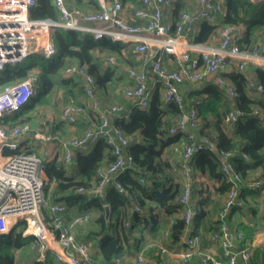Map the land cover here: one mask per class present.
Here are the masks:
<instances>
[{"label":"built area","instance_id":"obj_1","mask_svg":"<svg viewBox=\"0 0 264 264\" xmlns=\"http://www.w3.org/2000/svg\"><path fill=\"white\" fill-rule=\"evenodd\" d=\"M53 2L58 10L56 19H33L30 18L29 11L36 0H0V69L6 64L22 62L31 53L50 57L55 52L51 35L54 27L87 33L94 39L109 37L114 41L134 43L133 52L138 65L126 67L131 84L123 89V95L132 105L148 106L151 90L145 66L149 65L163 88L164 100L173 101L180 108V114L174 118L168 132L171 135L182 134L175 148L179 150L181 158L174 168L182 179V188L174 201L182 206L180 215L184 220L183 229L192 222L196 212L191 203V193L198 180L194 170L198 151L208 148L219 156L221 170L231 185L217 211V229L210 233V239L218 243L222 253L217 255L199 252L200 264H237L238 259L243 264H253L252 252L241 244L244 239L242 232L232 229L227 217L233 208H240L244 204L241 184L244 182L263 191L264 174L244 179L228 159L231 152L218 150L209 136L197 134L200 118L194 105L190 109L185 108L179 84L183 81L195 84L213 77L215 83L230 96L233 106L236 89L221 73L230 62L240 71L245 70L249 64L264 70V54L258 44L241 46L239 39L243 35V28L231 23L221 24L217 45L190 38L197 24L203 21L216 24L219 16L223 19L226 13L223 0H197L193 10L181 12L174 22L163 20V7L172 5L174 0H141V5L133 11L134 18L142 21L140 23H133L124 17V4L121 0H96L98 7L93 10L69 6L66 0ZM162 54L172 55L178 67L167 68L163 64ZM104 61L109 65L119 63L110 53L104 55ZM62 73L80 79L82 90L90 99L89 107L97 112L98 118L96 125L62 141L64 161L70 162L74 149L87 152L91 143L98 139H104L111 146L113 154L109 163L97 168L95 184L89 189L80 186L77 191L101 194L105 186L112 182L119 192L126 193L125 187L116 176L132 166V157L126 151L128 137L111 120L113 114L127 113L125 105L112 103L101 107L93 95L94 77L84 66L69 62L62 68ZM36 80V74L28 73L23 78L0 85V119L20 110L28 102L35 94ZM246 81L249 88L257 92L264 90L262 82L250 77ZM83 111V104L71 95L62 106L60 116L68 123H76ZM240 114L239 110L232 107L223 119L232 124ZM29 130L30 125L24 120L14 124H0V232L8 233L18 222L25 221L23 235L35 237L42 252L50 249L56 262L105 264L96 259L87 242L77 240L74 235L75 227L90 219L89 211L84 210L65 218L67 205L64 201L48 204L42 158L28 146L21 145V138L26 137ZM34 137L45 138L40 133H36ZM4 148L16 151L4 154ZM44 207L50 213L48 220L43 214ZM141 209V206L134 204L129 212H139ZM169 221L171 226L173 221ZM168 231L166 229L164 234L167 235ZM51 242L56 243V248L51 246ZM149 246H157L161 253L167 251L166 246L156 242ZM196 252V236L189 234L184 239L179 258L186 263ZM113 264H148V257L141 249L130 260L115 258Z\"/></svg>","mask_w":264,"mask_h":264},{"label":"trees","instance_id":"obj_2","mask_svg":"<svg viewBox=\"0 0 264 264\" xmlns=\"http://www.w3.org/2000/svg\"><path fill=\"white\" fill-rule=\"evenodd\" d=\"M121 1L126 17L133 16L134 8L141 5V0ZM174 1L175 6H183L184 1L188 2ZM223 1L226 8L223 23L244 28L239 44H256L258 37L263 43L264 0ZM94 3L98 7L97 2ZM66 4L71 5L69 0H66ZM174 12H177L175 8ZM29 16L33 19H56L58 10L53 0H36L35 5L30 8ZM137 22H140V19ZM217 27L216 24L203 21L192 38L195 41L207 42ZM51 35L55 52L50 57L31 53L22 62L6 64L0 69V85L23 78L32 69L38 71L35 94L20 110L5 115L4 119L23 121L26 111L36 103L44 101L54 85L52 76L59 72L68 60L84 66L94 77L96 88L111 81L115 74V67L104 66L97 53L117 54L126 62L130 56L134 57V43L131 42L114 41L109 37L94 39L90 34L63 27H54ZM261 53L264 54V50ZM129 62L131 65V61ZM254 71L256 81L264 85V70L256 67ZM222 75L236 89L233 106L226 104L223 89L217 83L209 82L204 89L190 93L200 121L204 122L198 134L209 136L218 150L231 152L228 159L244 179L255 169H260L261 174H264V90L259 94H252L253 96L249 94L246 87L247 76L240 70ZM232 107L241 114L229 125L223 118ZM129 108L126 116L116 117L114 120V124L128 137L126 151L132 157V166L116 176L125 187L126 193L119 192L112 182L105 186L101 194L77 191L80 186L91 188L96 181L97 168L113 159L111 146L104 139L95 141L87 152L79 151L76 154V174L68 173L63 163L53 160L42 163V173L46 181L45 192L49 201L63 200L68 207L76 204L81 210H97L98 215L93 221L95 226L89 229L88 235L95 239L101 260L105 264H113L115 258L139 251L147 238L156 236L162 221L166 223V227L170 226V219L173 221L167 234L170 244L179 240L184 227V220L180 215L182 206L174 201L181 191L182 184L176 180L174 168L163 157L164 148L182 137V134L171 135L168 132L174 118L180 114V108L173 101H165L159 88L154 90L147 107L131 105ZM208 117L212 118L211 122ZM210 123L213 128L205 130L204 127ZM15 151L3 149L4 154ZM195 164L202 174L214 182L215 193H225L230 188L231 185L221 170L220 158L214 151L208 148L198 151ZM240 190L244 197V188ZM208 191V186L201 187L198 208L192 220L191 235L202 225L210 210L212 200ZM134 204L141 206V211L130 213L129 209ZM105 205L109 206L108 219H105ZM155 208L163 211L167 217L160 220L158 213L153 212ZM45 210L43 213L48 220L49 216ZM24 228L25 221H20L8 233L0 232V264H58L50 249H44L42 252L35 237L23 235ZM216 229L217 225L214 230ZM238 229L242 230L244 236L241 244H246L245 237L250 238L251 233L246 226L240 225Z\"/></svg>","mask_w":264,"mask_h":264},{"label":"crops","instance_id":"obj_3","mask_svg":"<svg viewBox=\"0 0 264 264\" xmlns=\"http://www.w3.org/2000/svg\"><path fill=\"white\" fill-rule=\"evenodd\" d=\"M71 5L70 6H79L86 10H93L96 9L97 6L95 5L94 1L96 0H81L76 2L75 0H69ZM183 6L180 4L175 6V1L172 5H167L163 7V20L174 22L177 20L178 15L183 11H190L193 10L197 5V0H188L186 3H182ZM174 8L177 12H174ZM124 14V12H123ZM127 15L124 14V17L127 18L129 21L136 23L138 18H134V16L126 17ZM140 22H142L140 20ZM137 22V23H140ZM223 23V19L219 16V22L216 23L218 26L216 28V32L209 37L207 43L211 45H217L219 42V28ZM200 23L196 25L194 32L190 34V38L198 31ZM242 27V26H241ZM243 28V27H242ZM244 32V28H243ZM259 48L261 51L264 50V42L260 43ZM106 53H97L98 59L103 63L104 66H113L115 67V74L114 78L107 82L104 86L94 87L93 95L99 101L100 106L104 107L108 104L112 103H122L125 105L127 109V113L122 115L113 114L111 116V120L114 123L116 117L121 118L122 116H126L129 112V107H131V101L123 95V89L131 84L127 74H126V67L131 65H138V60L136 55L134 54L130 56L128 59L129 61L126 62L120 57H117L118 64L116 65H109L104 61V55ZM163 64L169 69H175L178 65L174 62L172 55L162 54ZM69 62H75L72 60H68ZM76 63V62H75ZM126 63V64H125ZM256 67L253 65H247L245 70L241 71L245 76L256 79V72L254 71ZM145 70L148 74V84L151 90V97L156 90V88L160 89V94L163 97V88L160 82L157 80L155 74L152 72L151 67L149 65L145 66ZM233 71H237L233 62H230L226 70L223 71L221 74L228 75ZM29 73L36 74L38 71L36 69H32ZM63 76V77H62ZM61 77V78H60ZM54 80V85L52 86L49 93L45 96L43 102L36 103L32 108L25 112L24 121H27L30 125V130L27 133L26 137L21 138V145L28 146L31 150L39 154L42 158L43 162L48 161H55L56 163H63L67 169L68 173L76 174L78 172V164L76 162V154L79 152L78 149L73 150V155L69 163H66L63 158V150L61 148V143L64 140H68L73 136H77L82 133L83 130L92 127L97 124V112L92 110L89 107V97H87L83 92L80 79L76 76H65L62 73V69L55 73L52 76ZM209 82H213V77H208L202 80L199 83L192 84L188 81H183L179 84V89L182 93L184 105L186 109H190L193 106L192 98L190 96L191 91L195 90H202L204 89ZM161 86V87H160ZM247 87V92L249 94H259L256 90ZM224 93V100L226 104L231 105L232 100L230 96L223 90ZM73 95L76 100L84 106V111L79 116L78 121L76 123H68L61 119L60 113L62 106L66 102L68 96ZM253 96V95H252ZM151 99V98H150ZM212 118L208 117V121L211 122ZM18 121H10L4 118L0 119V124H14ZM203 121H200L196 132L203 127ZM229 124V123H227ZM230 125V124H229ZM205 130L209 128L212 129L213 125L210 123L206 125ZM40 133L45 138H35V134ZM46 137H49L46 139ZM180 140V139H179ZM177 142L167 146L163 150V157L167 160L172 168L176 167V164L180 161V153L179 150H176V146L179 143ZM94 143H91L89 150L93 146ZM81 152V151H80ZM84 153V152H82ZM195 162V161H194ZM175 170V169H174ZM194 170L197 175V183L193 187L191 193V203L193 208L196 210L199 204L200 198V190L203 186H208V195L210 196L212 202L211 207L209 208V212L206 216V219L199 226L193 234L196 236L197 244H198V252L194 253L192 257L186 262L183 263L179 258V253L183 248L184 239L187 235L191 234L193 231L192 222L189 225H186L183 229V233L181 234L179 240L173 244H170V238L168 235L164 234L166 229H170L171 226L167 225L164 221H162L161 226L154 238H147L146 242L142 245V250L148 257V264H200L199 262V252H209L220 255L222 253V248L218 245L217 242H214L210 239V233L215 229V225L217 222V211L220 208L222 200L225 196V193H215L213 189L214 182L210 180L207 175L202 174L196 167L194 163ZM175 178L179 182L182 181L181 177L177 174L175 170ZM261 174L260 169H255L250 172L251 178L253 176H257ZM217 184V183H216ZM241 188H244L243 196H244V204L240 208L232 209L228 214V221L229 225L232 229H237L242 232V230L238 229V226H246L248 232L251 233V237L246 238V244H242L247 246L248 249L252 252V263L253 264H264V190L260 191L257 189L252 188L251 186L243 183L241 184ZM206 192H204L205 194ZM48 204L56 202V201H49L47 196ZM63 201V200H62ZM46 209V210H45ZM43 208V211H46V214L50 216L49 210L47 207ZM79 208V205H73L66 209L64 213L65 218H69L72 214L82 212ZM90 219L85 222L84 224L78 225L74 229V235L77 240L85 241L89 244L90 249L96 259L102 262L95 239L89 237V229L94 227V219L97 217L98 212L95 209H89ZM153 212H157L159 219L162 220L166 218L163 211L155 208ZM44 214V213H43ZM243 234V232H242ZM156 242V244H163L167 247V251L161 253L157 246H149L150 243ZM51 246L56 248V243L51 242ZM140 249V250H141ZM138 252V251H137ZM133 253L132 255H125L122 257L123 260H130L132 257L135 256L137 253ZM42 255V253H41ZM54 256V255H53ZM58 264H66V263H58ZM237 264H243L241 259H238Z\"/></svg>","mask_w":264,"mask_h":264},{"label":"water","instance_id":"obj_4","mask_svg":"<svg viewBox=\"0 0 264 264\" xmlns=\"http://www.w3.org/2000/svg\"><path fill=\"white\" fill-rule=\"evenodd\" d=\"M109 214H110L109 206L108 205H105V219H108L109 218Z\"/></svg>","mask_w":264,"mask_h":264},{"label":"rangeland","instance_id":"obj_5","mask_svg":"<svg viewBox=\"0 0 264 264\" xmlns=\"http://www.w3.org/2000/svg\"><path fill=\"white\" fill-rule=\"evenodd\" d=\"M259 38H260V37L257 38V42H255V43L258 44V45L260 46L261 39H259ZM112 55H114L116 58L119 57V55H117V54H112ZM128 61H129V60H128ZM128 61H127V62H128ZM125 64H126V63H125ZM62 77H63V76H62ZM60 78H61V77H60ZM176 166H177V164H176Z\"/></svg>","mask_w":264,"mask_h":264}]
</instances>
